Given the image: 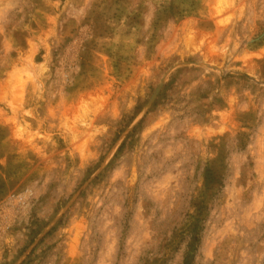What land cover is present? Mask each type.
I'll return each instance as SVG.
<instances>
[{
  "label": "rangeland",
  "instance_id": "rangeland-1",
  "mask_svg": "<svg viewBox=\"0 0 264 264\" xmlns=\"http://www.w3.org/2000/svg\"><path fill=\"white\" fill-rule=\"evenodd\" d=\"M0 264H264V0H0Z\"/></svg>",
  "mask_w": 264,
  "mask_h": 264
}]
</instances>
